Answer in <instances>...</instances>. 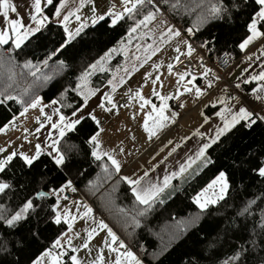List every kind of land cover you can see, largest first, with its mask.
I'll use <instances>...</instances> for the list:
<instances>
[{
    "label": "trees",
    "instance_id": "obj_1",
    "mask_svg": "<svg viewBox=\"0 0 264 264\" xmlns=\"http://www.w3.org/2000/svg\"><path fill=\"white\" fill-rule=\"evenodd\" d=\"M60 0H52L42 10V14L48 17V21L33 37L25 41L21 48L16 49L9 41L0 45V91L7 88L9 94L15 95L22 88L29 87L32 77L22 65L25 61L32 64H40L42 73L52 76L48 82L41 81L33 91L35 95L42 97V101L49 102L59 96L64 89L75 87L79 74L88 67L103 52L116 45V43L131 28L137 27L139 21L149 11L150 5L145 3L129 17L124 14L115 25L108 16L103 20H97L84 28L81 34L72 42L62 54H57L49 60V67L45 68L41 63L51 50L62 42L65 36L64 28L54 23L51 18ZM175 2V0H171ZM190 3L191 0H180ZM229 6L235 3L238 9H233L231 18L213 20L202 25L195 34L189 36L185 29L194 26L196 11L186 12L183 8L171 11L167 6L168 0H161L159 5L162 12L183 33L188 35L192 44L207 56L215 58L222 52H228L237 58L240 55L239 44L247 36L246 20L258 6L254 0H226ZM141 27V25H139ZM204 41L209 43L204 47L200 44ZM211 48L212 51H208ZM57 61H63L64 67L58 69ZM120 57L116 56L105 68L92 75L90 83L93 87H101L107 81L110 71L116 68ZM15 73L13 81L8 76ZM253 83L245 84L243 90L248 91ZM68 101L71 102L74 93L69 91ZM25 107L15 101L0 104V128H3L10 119ZM68 112L67 108L62 109ZM95 129V123L89 121L76 132L67 134L69 140L64 143H72L81 147L74 156L71 165V178L84 197L89 201L105 221L118 233L130 248L135 251L147 264H213L214 261H222L232 254L234 249L245 243L252 234L254 225L260 222L264 212V180L254 175L252 168L264 158V125L258 122L251 128L237 125L220 141L205 151L204 162L200 169L191 175H180L165 189L162 194L163 203L157 201L151 208L140 205L132 195L128 184L120 180L114 169L105 173L98 162L90 155L89 146L84 143L89 129ZM3 155V154H0ZM106 160V158H102ZM210 160L211 163H206ZM226 171L231 181V188L225 201L209 206L201 213V210L193 203L194 196L206 184L218 174ZM40 174L47 178L44 185L40 184ZM69 176L59 172L51 158L45 153L29 169L20 159L19 155L13 157L5 173H0V180L11 183L12 188L6 190V194H0V203L5 204L11 210L18 205L24 197L31 195L36 190L47 191L48 188L59 186L62 180ZM256 199L253 206L255 220L251 217L246 221L247 232L240 230L242 220H235V207L241 201ZM38 204L40 200L36 201ZM56 202V196L49 195L44 199L45 210L41 213L42 219L37 221L32 217L30 222L21 223L15 229H9L0 224V242L7 241V251L0 249V264H29L45 249L51 247L52 242L64 233L68 225L61 221L56 225L47 216L53 215L52 205ZM144 212L143 215H139ZM192 217H199L194 225L185 231H180L182 222ZM134 220L138 222L134 223ZM38 233L33 235V233ZM210 242L216 247L209 249ZM65 252L62 257L64 264H71V252ZM264 260V250L257 249L248 257L249 264H261Z\"/></svg>",
    "mask_w": 264,
    "mask_h": 264
},
{
    "label": "snow or ice",
    "instance_id": "obj_2",
    "mask_svg": "<svg viewBox=\"0 0 264 264\" xmlns=\"http://www.w3.org/2000/svg\"><path fill=\"white\" fill-rule=\"evenodd\" d=\"M52 0H48V3H51ZM85 0H80L79 7L84 6ZM123 2V12H115L112 13L111 10L107 15H111L112 21L111 23L115 25L118 20L122 18L124 14H127L131 17L132 13L136 11L138 8L142 7L147 3L153 9L149 11L147 15L144 16V19L139 21L137 27L139 25H146L148 21L155 19L157 13L162 12V8L159 6L161 4V0H122ZM255 4L258 6L253 10V13L248 16L246 20V29L249 35L239 44V48L243 51L249 44L258 39H264V0H254ZM248 3V0H245V4ZM65 6V0H60L59 6L56 7L55 15L59 17L61 15V9ZM167 6L171 11H178L180 8H183L186 12L192 13L196 11V20L194 22L193 27H189L185 29V31L192 36L195 34L194 28L196 31L199 28L213 20H223L226 16L231 18V13L233 9H238V6L235 3H232L231 6L226 2V0H191L190 3H181L180 0H175V2H171L168 0ZM79 7L69 11L66 15L63 16V20L58 21L60 24L66 25V22L69 20L70 16H75L77 21L81 20V17L76 13L79 11ZM33 13L31 15V20L34 22L33 27H26L25 23L19 18H11L9 19V12L16 13L17 9L11 3V0H0V16L3 17L6 22L7 27H4L0 30V45H5L11 39L12 45L16 49L21 48V45L24 44L25 41L29 40V37H33L36 33L40 31V29L44 26V24L48 21V17L44 16L41 12V0H33ZM93 13H95V9H93ZM97 19L103 20L104 15H100L99 17H95L92 20V23L95 24ZM87 27L86 22H82L75 29V31H70L66 26L64 27L65 36L62 37V42L58 43L57 47H54L53 50L49 52L46 59L41 63L45 68L49 67V60L53 57L57 56V54H62L67 50L69 46H71L72 42L81 34L84 28ZM137 27L131 28L130 32H135ZM164 35V33H162ZM166 35L171 37H179L181 35V31L179 29H174L171 25L167 26ZM186 45L187 52L185 53L188 56H191L193 51L195 50L193 45L188 42L187 39L183 41ZM209 42L204 41L200 44V47L204 48ZM151 51V54L154 55L156 52L160 51L159 47L153 48L151 45L148 46L146 51ZM111 51L109 53H105L100 59L88 65V70L81 73V75L77 78V82L75 87L71 89H64L59 93V96L55 99H51L47 104H44L42 101V97L39 95H35L33 89L39 86L41 81L48 82L52 79V76L42 73V69L40 64H32L30 61H25L22 67L28 70V75L31 76L32 83L29 87L22 88L17 94L12 95L9 94L7 88L11 87V84L5 86V90L0 91V104L6 103L8 101H15L18 104L25 105L23 115L28 109H35L39 107L40 115L44 117L43 121H38L39 127L36 129V132H39L41 128L45 127V124L49 125L51 129L55 130V136L51 132H49L48 137L42 141L38 142L35 145V150L33 154L27 155L24 153H16L12 152L6 157L0 158V173H5L13 161V157L19 155L25 166H28L29 169L34 167L36 162H39L42 154H47L51 158V163L55 165V167L59 170V172L64 173L69 176L68 179L62 180L59 186H53L48 188L47 191L44 190H36L33 194L28 195L23 198V200L16 205L11 210L8 206L3 203H0V224H3L9 229L17 228L22 222L27 224L30 222L32 217H36L39 222L41 217V213L45 210L44 199L49 195L56 196V202L52 205L51 212L53 215H49L45 213L47 219L45 222H48V219L51 220L52 223L56 225H60L61 221L68 225L69 229H71V220H74L76 217L71 216L67 210L61 212L60 201L67 200V196L62 195L67 191L75 192L77 189L74 187V180L71 178V165L74 163V156L78 154L81 150V147L72 144V143H64L63 147H61L62 140H69L70 137L67 134L76 132L79 134L81 128L84 127L89 121L95 123L96 127L99 128L100 121L96 117L95 108H92L91 101L94 97H96L99 101L97 107L101 108L104 111H110L109 105L112 108L117 107V105L113 101L112 95L105 90L101 93L99 87L90 86V78L94 74L95 70L102 65L106 59L108 58ZM177 52L180 51L179 48L176 49ZM208 51H212L211 48ZM261 55H264V51L261 52ZM150 58V57H149ZM179 59V57H176ZM203 59V57H201ZM63 61H57L56 67L58 69H62L64 67ZM153 67H158V65H153ZM100 71H105L103 67L99 68ZM169 72L172 71V65H168ZM10 75L8 76L9 81H13L15 77V73L11 72L9 69ZM247 71V69H245ZM210 72L209 69H205L202 75L207 76ZM151 74L146 73L145 78L147 79ZM179 79L183 81L185 79V73H178ZM159 76L152 80V84L156 85L159 81ZM196 77L187 81L188 85H192L193 81ZM250 81H255L256 86L251 88L250 95L245 94L244 96H230V97H220L218 99V103L222 105L219 111L215 112V116L219 117L220 125L215 127L214 134L208 138V142L203 143L202 146L195 154V158L189 157L185 164L180 165L179 172H173L170 175H166L164 177L163 183H145L143 182V177L140 178H130L127 176H121L120 180L126 182L132 192V195L135 197V200L140 204L144 205L147 208H151L152 204L159 201L163 203L162 194L165 189L169 186V183L172 178L181 175L186 171L187 167L191 166V163L195 160H199L201 157H204L205 151L210 148L212 145L216 144L217 141H220L221 137H224L226 133H229L233 128L237 125L243 123L244 127L251 128L256 125L258 122H264V71H260L256 75H252L248 77L244 83H249ZM125 81L123 78L119 80V84H124ZM108 85L111 88L112 92H115L118 84L113 80H108ZM208 87H211V81H209ZM240 85L236 84V88H239ZM71 91L74 93L71 102L68 101V93ZM193 91L191 87H184V93H190ZM98 93L100 95L98 96ZM182 93L177 90L175 93L176 96L181 95ZM153 96H156L161 101V106L159 109L156 108L155 105L152 106V111L156 113V116L160 121L168 120L169 117L164 115L165 109L168 107L167 101L170 99L169 96L162 95L160 92L153 91ZM202 95V90L199 87L195 88V96L199 98ZM135 97L142 101L140 103V108H144L146 104H149L150 101L145 99L139 90L135 92ZM230 101H234L235 104L230 103ZM183 107V104L180 105ZM50 108L52 114H46L45 109ZM67 108L69 111L64 112L62 109ZM172 118H175L177 113H171ZM53 116L57 117V119H53ZM149 118L148 114H145L144 117V130L148 133L149 137L155 135V129L149 127ZM209 117H204V122L208 123ZM162 126V125H161ZM3 128H0V131H3ZM100 131H96L95 129H89L87 132V139L84 141L89 146L90 155L94 158L96 162H98V166L105 172L109 173L110 169H114L116 173L121 171V163L115 157V155L111 151H103L101 148V143L99 140ZM197 135H203L202 133L197 132ZM48 140L51 142L49 143ZM4 149L0 148V152H3ZM121 151H123L121 149ZM174 151V149H173ZM106 157V160L102 159ZM206 163H211L210 160H206ZM252 172L254 175L258 176L262 180H264V158L260 159L255 167L252 168ZM148 175L147 172L144 173L146 177ZM47 182V178L40 174V184L44 185ZM12 188L11 183L6 180H0V194H6V190ZM231 188L230 177L226 173V171H219L218 174L210 181V183L201 190L193 198V203L197 205V207L203 213L205 210L209 208V206H214L219 204L220 201L226 202V197H228ZM212 189L214 193L211 197L207 196L208 191ZM40 200L41 203H37L36 201ZM77 207L81 205L82 202L75 201L74 202ZM256 205V199H248L245 201H241L239 206L235 207V220H242L244 223L240 224V230L242 232H247L248 224L246 221L251 217L255 220V216L253 214V206ZM258 206V205H256ZM84 209L86 211L83 213V216L87 217L91 214L92 209L88 207L87 204H83ZM144 212H140L139 215H143ZM199 217H192L186 222H182V226L180 231H185L189 226L194 225ZM134 223H137L134 220ZM98 227L100 229H106L107 234L111 237V241L115 244H118L117 247H113L112 243L107 244L108 250L110 252L116 253L115 260L109 261L108 264H141V261L137 258L136 255L131 250H128L123 241H119L117 236L113 233L112 229L108 227L103 221L98 222ZM95 229L88 233V239L90 240ZM38 233L34 232L33 235H37ZM78 235V234H77ZM7 241L0 242V249L7 251ZM67 244L69 246L72 245V237L69 235H65L61 233L51 244V247L45 249V251L41 252L39 256H37L34 260H32V264H45V260L47 264H64L62 257H64L65 253L63 251V245ZM83 247H87V243L82 245ZM209 249H213L216 247L214 242H210L208 245ZM123 249V251H120ZM257 249L264 250V212L261 214L260 222L258 225H254L252 229V234L249 239L245 241V243L237 246L232 254L228 256L226 259L222 261H214L213 264H249L248 257L255 252ZM72 252L78 251L77 248H71ZM71 264H81L78 258L75 255L70 256ZM93 264H104V258L101 255H97L96 260ZM192 264V262H190ZM261 264H264V260L261 261Z\"/></svg>",
    "mask_w": 264,
    "mask_h": 264
},
{
    "label": "crops",
    "instance_id": "obj_3",
    "mask_svg": "<svg viewBox=\"0 0 264 264\" xmlns=\"http://www.w3.org/2000/svg\"><path fill=\"white\" fill-rule=\"evenodd\" d=\"M94 1L95 0H85L84 6L79 7L80 0H65V6L61 9V15L57 17L54 12L51 20L54 23L61 25L63 28L66 26L70 31H75V29L82 22H86L87 26L93 24L92 20L94 16H108L112 21L113 17L105 13H108L110 10L112 13L123 12L124 5L122 0H97L96 4L93 3ZM11 3H13V5L16 7L17 11L16 13L9 12V19L19 17L25 23L26 27H33L34 22L30 18L34 10L33 0H11ZM47 3L48 0H41V12ZM59 3L56 7L59 6ZM78 7L79 11L76 14L81 17L80 21H77L75 16H70L69 20L66 22V25L58 23V21L63 20L64 15ZM93 9H95V13H93ZM86 10L89 11V13L86 15H84V13L82 14V11ZM168 25H171L174 29H178L171 22V20L163 12H161L157 13L155 19L148 21L146 25L137 27L135 32H126L115 46L103 52L93 61L95 62L104 56L105 53H109V50L114 49V51L110 52L106 61L95 70L94 74L96 72H100V67L105 69L110 60L116 56H119L121 58V65L118 64L115 69L110 71L108 77V80H110L116 75L114 73L116 69L123 65L122 63L125 60V57L129 56L135 51H138V46L148 49V46L153 43L151 46L153 48L159 47L160 51L156 52L154 55L151 54L150 50L143 51L146 52L148 57L152 58L153 56H158L164 47L166 49H163V54L167 52L169 53L170 46L176 47L173 49L174 51H176L179 46L181 48H179V52L176 51L172 56L166 54L165 64L163 63V65L158 67H153L154 64H149V68H154V71H156V68H161L162 71H166L172 76H175L174 73L178 74L180 70L185 68L187 77L193 78L189 75L188 69L186 67H183L178 71L169 72L168 70V65L175 62L177 60L176 57H188L195 64H197L199 60V52H201L192 44L188 38V35L181 31V36L184 38L183 41L187 39L195 49L191 56L186 55L185 53L187 52V48L183 41H179V43L174 44L175 37L169 38L166 35ZM4 27H7L6 22L4 21L3 17L0 16V30H2ZM162 33H164V35H162ZM247 35H249V33ZM168 40L170 42L173 41V45L170 42L165 45L164 42ZM9 41H11V39H9ZM161 45L163 46L162 48ZM262 51H264V39L253 41L243 51L240 50L239 57H234L236 61L230 71L226 73L225 78L227 84L220 83L219 78L216 76V82H211V87H208L209 81H206L205 76L202 75L206 68H200L197 66V73L194 76L196 79L193 81L192 85L187 84L188 80L184 79L181 81L178 78V81L174 79L171 85H168L166 88H153L151 92L157 91L162 95L170 97V99L166 102L168 107L164 112V115L169 117L168 120L160 121L156 116V113L152 111L153 105H155L157 109H159L161 106V101L153 95L151 99H148L150 96H143L145 99L149 100L150 103L146 104V106H144L141 111H139L138 106H136L140 104L137 98H135V101L132 99L123 100L121 98L123 101L119 100L118 102H122V105L126 104V100L130 101L131 106L129 108H124L125 112H127L126 115H123L117 110L109 111L107 114H101L102 122L100 123L97 130L100 131V129H102L99 137L101 148L103 151H111L120 161L121 171L117 173V175L120 177L127 176L130 178L143 177V182L145 183L160 184L163 183L164 177L166 175H170L173 172H179L180 165L185 164L189 157L195 158V154L202 144L208 142V138L214 134L215 127L220 125L221 122L219 117L215 116V112L219 111L222 107V105L218 103V99L220 97L227 98L233 95H250L251 89L248 91L243 90V87L246 84L244 81L248 77L256 75L260 71H264V55H261ZM201 53L206 54L205 52ZM153 60L154 59H152L151 62H153ZM245 69H247V71H245ZM86 70H88V67L84 71ZM250 82L253 83L252 87L256 86L257 82ZM236 84H239L240 87L236 88ZM90 86H92L91 83ZM186 86L193 88V91L190 93H184L183 89ZM101 87H99L100 90ZM196 87H199L202 90V95L199 98H196L195 96ZM102 89L103 90L101 91L104 92L107 90L111 95L114 93L112 92L111 88L106 89L104 87ZM177 90L185 95V99L181 103L183 104V107H176L171 102L176 96L175 93ZM94 99L95 97L91 101L93 102L91 103L92 107L95 106L96 103H99L98 99ZM47 103L48 102H45L44 104ZM230 103L235 104L234 101H230ZM23 109L16 115V118H12L14 121L12 129L10 127L11 123H7L3 126L4 130L0 131V134L1 132L4 133L6 129V136L0 143L5 144L6 140H11V142H13L16 140L18 135H22L23 141H33L28 146L25 145L21 147L19 149L20 153L31 155L35 150L36 143L44 141L48 137L49 132L55 136V130L51 129L49 125L45 124L44 128H41L39 132H36V129L39 127L38 121H43L44 117L40 115V112L36 113V110L35 112H32V109H28L27 112L21 115ZM45 112L46 114H52L50 108H46ZM172 112L177 113L175 118H172ZM145 114L150 116L148 121L149 127L155 129V135L151 136V138L149 137L148 133L145 132L143 127ZM205 116L209 117L208 123L204 122ZM53 119L55 120L57 117L53 116ZM261 123L264 125V122ZM15 125H21V128L16 130ZM197 132L202 133L203 135H197ZM176 141H178V143H176ZM48 142L50 143L51 141L48 140ZM152 144L153 146L150 147ZM158 144H161V149L156 152L155 147ZM121 149L123 151H121ZM4 153L5 152H1L0 154ZM203 162V157H201L199 160L194 159V162L191 163V166L187 167L186 171L181 175L193 174L200 169V167L203 165ZM145 172L148 173L146 177L144 176ZM179 176L172 178L170 183ZM62 195H64V193ZM75 201H80L82 203L79 207H77L74 203ZM83 204H87L88 207L92 209L91 214L87 217L83 216V213L86 211V209L83 207ZM59 210L61 212L67 210L71 216L76 217L74 220H71V229L68 227L64 232L65 235L72 237V245L69 246L64 244L63 250H69L71 255H75L81 264H93L97 255L103 256L104 264H108L109 261L114 262L115 260L116 253L110 252L108 250L107 244L112 243L113 247L117 248L118 244L116 245L111 241V237L108 236L106 229H100L98 227L99 221H103L108 225L109 228L112 229L118 240L123 241L127 249L131 250L141 261V264H147L135 251L130 248V246H128V244L123 239L120 238L118 233L104 220L103 217L99 216L96 219L92 218L94 210L81 191L73 198H67V200L62 199ZM93 229H95V232L89 240L88 233ZM85 243H87V247L82 246ZM73 247L77 248L78 251L72 252L71 248ZM120 251H123V249H120Z\"/></svg>",
    "mask_w": 264,
    "mask_h": 264
},
{
    "label": "rangeland",
    "instance_id": "obj_4",
    "mask_svg": "<svg viewBox=\"0 0 264 264\" xmlns=\"http://www.w3.org/2000/svg\"><path fill=\"white\" fill-rule=\"evenodd\" d=\"M93 3L96 4L97 3V0H95ZM83 13H84V15H86V14L89 13V11H87V10L86 11H82V14ZM181 35L179 36L180 37V40H179V37H175L174 44L179 43V41H183L184 38H182ZM168 42H170V41L169 40L168 41H165L164 44L166 45ZM170 43H172V45H173V41H171ZM152 44L153 43H151V45ZM162 47L163 46L161 45V48ZM137 48H138V51H135V52L131 53L129 56L125 57V60L123 61V63H122L123 65L122 66H120L121 65V58H120V61L118 63V64H120L119 65L120 67L117 68L116 71L114 72L116 75L113 78H111V80H113L115 83H117L118 86H117L115 92L112 94L113 101L117 105V107L116 108H112L109 105L108 107L110 108V111L117 110V111L121 112L123 115H126L127 112H125V109L124 108L125 107L126 108H129L131 106L130 105V101L129 100H126L125 101L126 104L125 105H122V102H120V103L118 102L119 100H122V99L123 100H125V99H132L133 101H135V98H136L135 97V92L137 90L140 91V93H141L142 96H144V97L145 96H150V97H148V99H151L152 98V92L151 91L153 90V88L163 89V88H166L168 85H171V83L174 81V79L176 81H178L179 75L176 74V73H174L175 76H172L169 73H167L166 71H162L161 68H156V71H154L153 70L154 68H149L148 67V66H150L149 64H158V66L163 65V63L165 64V62H166V56L165 55L166 54H169V56H172L173 54H175L176 51L173 50L174 48H176L175 46H170L169 53L167 52L165 54H163V49L165 47L162 48L161 53L158 56L157 55L156 56H153V58L152 57L149 58L147 56L146 52H143L144 50H146L144 47L138 46ZM179 48H181V47L179 46ZM148 58H149V60H148ZM152 59H154L153 62H151ZM146 73L151 74L147 79L145 78V74ZM178 73H185L186 74L185 75V79L186 80L192 79L190 77H187V72H186L185 68H183L182 70H180ZM157 76H159L160 79H159V81L157 82L156 85H153L152 84V80L155 79ZM121 78H123L124 81H125V83L122 84V85L119 84V80ZM104 87L106 89L110 88L109 85H108V81H106V84H104L101 87V90H103L102 88H104ZM101 93H103V91H101ZM99 95H100V93H98V96ZM96 99L97 98L95 97L94 100H96ZM139 102L141 103L140 100H139ZM43 103H45V102H43ZM91 103H93V102H91ZM136 106H138L139 111H141L143 109V108H140V104L139 105H136ZM92 108H95V113L94 114L96 115V117L98 118V120L100 121V123L102 122V116H101V114H104V113L107 114V113H109V111L106 112V111L102 110L101 108L97 107V103ZM35 110L37 111L36 113L40 112L39 111V107H37L35 109H32L31 111L32 112H35ZM8 123H11L10 124V127L12 129L13 128L14 121L12 119H10V121ZM16 126H18V128H16ZM15 128L17 130V129L21 128V126L20 125H15ZM11 132H12V130H11ZM5 136H6V129H5V132L4 133L1 132V134H0V142L3 140V138ZM32 141L33 140H30V141H26L25 142V141L22 140V135H20V136L18 135L16 137V140L13 141V142H11V140H6V143L5 144L0 143V148L4 149L3 152H5L3 155H0V158L6 157L7 155H9L12 152H16V153L19 154L20 153V150L19 149L21 147L25 146V145L28 146L30 143H32ZM176 143H178V141H176ZM152 146H153V144L150 147H152ZM159 149H161V144L156 145L155 151L157 152ZM210 181L206 184V186L210 183ZM206 186H204V188ZM204 188H202V189H204ZM201 190L198 193H200ZM213 193H214V190L210 189L208 191V193H207V196L208 197H211L213 195ZM29 264H32V262L29 263ZM45 264H47L46 260H45Z\"/></svg>",
    "mask_w": 264,
    "mask_h": 264
},
{
    "label": "built area",
    "instance_id": "obj_5",
    "mask_svg": "<svg viewBox=\"0 0 264 264\" xmlns=\"http://www.w3.org/2000/svg\"><path fill=\"white\" fill-rule=\"evenodd\" d=\"M201 57H203V59H201ZM235 61L236 59L232 56V54L228 52H222L219 55H217L215 58H211L199 52V60L197 64H195L188 57H179V59H177L171 65H172V71H178L182 69L183 67H186L188 69L189 75L192 77H194L197 73V66L200 68L209 69L210 72L208 73L207 76H205L206 81L216 82V76H217L220 80V83L227 84V81L225 78L226 73L230 71ZM184 99H185V95L181 94L179 96H175L171 102L174 106L178 107L181 105ZM16 128H18V126H16ZM74 187L77 189L75 192L67 191L64 193V195L67 196V198L69 199L73 198L76 195H78V193H80V190L76 186ZM99 216L101 215L97 211L94 210L92 214V218L96 219Z\"/></svg>",
    "mask_w": 264,
    "mask_h": 264
}]
</instances>
